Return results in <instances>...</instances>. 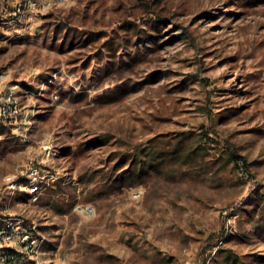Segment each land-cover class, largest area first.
<instances>
[{
	"label": "rangeland",
	"instance_id": "1",
	"mask_svg": "<svg viewBox=\"0 0 264 264\" xmlns=\"http://www.w3.org/2000/svg\"><path fill=\"white\" fill-rule=\"evenodd\" d=\"M6 93L0 264H264V0H0Z\"/></svg>",
	"mask_w": 264,
	"mask_h": 264
},
{
	"label": "built area",
	"instance_id": "2",
	"mask_svg": "<svg viewBox=\"0 0 264 264\" xmlns=\"http://www.w3.org/2000/svg\"><path fill=\"white\" fill-rule=\"evenodd\" d=\"M61 2H68L69 0H59ZM31 7H36L37 3H30ZM21 113V106L19 101L16 99L13 93H6L4 96L0 97V118L9 119L19 116ZM138 193L135 197H138ZM81 212L85 215L92 216L95 213V209L92 206L82 207ZM0 239L3 241H11L13 235L5 231L0 232Z\"/></svg>",
	"mask_w": 264,
	"mask_h": 264
},
{
	"label": "trees",
	"instance_id": "3",
	"mask_svg": "<svg viewBox=\"0 0 264 264\" xmlns=\"http://www.w3.org/2000/svg\"><path fill=\"white\" fill-rule=\"evenodd\" d=\"M8 257H9V258H8V261L11 262V263L13 262V260H17V258H16V256H15V254H14L13 251H10V252H9Z\"/></svg>",
	"mask_w": 264,
	"mask_h": 264
}]
</instances>
